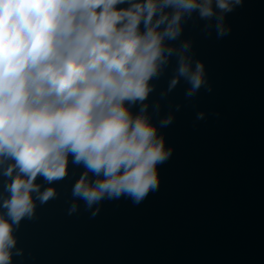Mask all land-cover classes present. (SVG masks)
<instances>
[{"label": "clouds", "instance_id": "obj_1", "mask_svg": "<svg viewBox=\"0 0 264 264\" xmlns=\"http://www.w3.org/2000/svg\"><path fill=\"white\" fill-rule=\"evenodd\" d=\"M242 3L0 0V175L6 178L0 264L23 255L15 231L35 217L37 201L43 205L57 196L54 187L41 190L37 178L49 185L66 178L70 155L85 168L72 196L86 210L121 196L140 203L158 189V165L171 149L148 114L150 81L175 56L167 91L183 78L190 85L186 97L194 96L207 83L204 64L193 60L191 41L169 42L179 39L194 13L207 22L209 35L213 27L218 37L227 35L225 15ZM172 119L166 116L159 126ZM77 210L73 203L68 213Z\"/></svg>", "mask_w": 264, "mask_h": 264}, {"label": "water", "instance_id": "obj_2", "mask_svg": "<svg viewBox=\"0 0 264 264\" xmlns=\"http://www.w3.org/2000/svg\"><path fill=\"white\" fill-rule=\"evenodd\" d=\"M206 23L194 13L169 43L191 41L207 83L190 98L183 78L167 91L175 56L150 81L148 114L171 149L158 165V189L140 203L121 196L86 210L72 196L85 168L70 155L66 178L51 185L37 178L57 196L37 201L35 217L20 222L23 255L12 264H264V0H243L227 13L222 37L214 27L209 35ZM73 203L78 210L69 214Z\"/></svg>", "mask_w": 264, "mask_h": 264}]
</instances>
